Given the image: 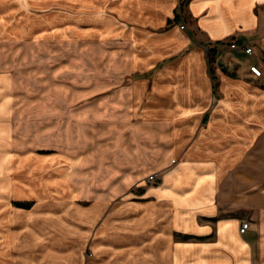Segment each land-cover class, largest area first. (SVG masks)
Segmentation results:
<instances>
[{"label":"crops","instance_id":"obj_1","mask_svg":"<svg viewBox=\"0 0 264 264\" xmlns=\"http://www.w3.org/2000/svg\"><path fill=\"white\" fill-rule=\"evenodd\" d=\"M90 12L103 39L127 41L117 62L131 84L105 74L101 105H89L102 114L89 204L66 180L51 190L64 196L43 198L47 188L19 176L0 201V264H15V241L22 264H264V0H89ZM155 172L159 185L146 186ZM15 194L65 207L43 219L14 208Z\"/></svg>","mask_w":264,"mask_h":264},{"label":"rangeland","instance_id":"obj_2","mask_svg":"<svg viewBox=\"0 0 264 264\" xmlns=\"http://www.w3.org/2000/svg\"><path fill=\"white\" fill-rule=\"evenodd\" d=\"M101 19L99 13H89V0H0V201L12 196L11 185L16 187L19 176H24L29 186L47 188L43 198L64 196L51 190L66 180L78 189L79 202L89 204V136L101 138L102 134L98 121L102 114L96 108L89 114V105H101L105 74L120 73L117 85L131 84L117 62L128 43L103 39ZM186 20L177 23L186 29ZM105 32L109 33L107 28ZM89 116L97 130L89 131ZM6 142L10 143L7 148ZM7 155L17 159L15 171L11 162H5ZM26 168L27 173L16 172ZM148 177L143 179L145 185L156 186ZM68 193L65 197L73 196ZM12 198L14 208L24 207L21 212L35 208L43 219L56 217L48 210L58 213L65 207L58 200L39 205L35 194ZM47 239L55 240L53 234L48 235L40 250ZM71 242L69 236L63 247ZM19 243L15 241V264L21 263L16 257ZM86 253L92 257L89 248Z\"/></svg>","mask_w":264,"mask_h":264},{"label":"built area","instance_id":"obj_3","mask_svg":"<svg viewBox=\"0 0 264 264\" xmlns=\"http://www.w3.org/2000/svg\"><path fill=\"white\" fill-rule=\"evenodd\" d=\"M179 21H184V17L182 15L179 16ZM181 28H185V25H181ZM239 45L236 42H233L230 44L231 48H237ZM242 47L244 48V50L246 51L247 54L249 55H253V47L248 46L246 43L242 44ZM251 73L255 76V77H261L262 76V69L259 67V65L254 64L250 67ZM148 181L149 183L153 184V185H158L160 183V179L157 173L151 174L148 177ZM250 227V223L248 221H244L241 224V228L240 231L241 233H245Z\"/></svg>","mask_w":264,"mask_h":264},{"label":"trees","instance_id":"obj_4","mask_svg":"<svg viewBox=\"0 0 264 264\" xmlns=\"http://www.w3.org/2000/svg\"><path fill=\"white\" fill-rule=\"evenodd\" d=\"M177 19H179V15L177 16Z\"/></svg>","mask_w":264,"mask_h":264}]
</instances>
